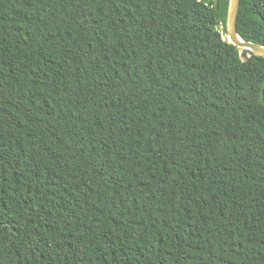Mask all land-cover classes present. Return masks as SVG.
Instances as JSON below:
<instances>
[{
    "label": "trees",
    "instance_id": "16d2710c",
    "mask_svg": "<svg viewBox=\"0 0 264 264\" xmlns=\"http://www.w3.org/2000/svg\"><path fill=\"white\" fill-rule=\"evenodd\" d=\"M230 0H0V264H264V58ZM237 30L264 46V0Z\"/></svg>",
    "mask_w": 264,
    "mask_h": 264
},
{
    "label": "water",
    "instance_id": "95a60500",
    "mask_svg": "<svg viewBox=\"0 0 264 264\" xmlns=\"http://www.w3.org/2000/svg\"><path fill=\"white\" fill-rule=\"evenodd\" d=\"M241 7V0H230L228 19L226 24L227 40L240 50L252 52L264 58V46L244 41L238 34L237 23Z\"/></svg>",
    "mask_w": 264,
    "mask_h": 264
}]
</instances>
